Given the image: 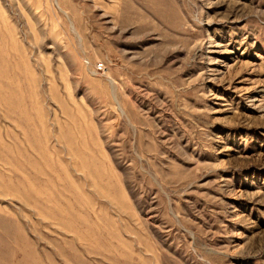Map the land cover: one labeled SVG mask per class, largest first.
<instances>
[{"label":"rangeland","instance_id":"374dc122","mask_svg":"<svg viewBox=\"0 0 264 264\" xmlns=\"http://www.w3.org/2000/svg\"><path fill=\"white\" fill-rule=\"evenodd\" d=\"M0 264H264V0H0Z\"/></svg>","mask_w":264,"mask_h":264},{"label":"built area","instance_id":"2783aa9c","mask_svg":"<svg viewBox=\"0 0 264 264\" xmlns=\"http://www.w3.org/2000/svg\"><path fill=\"white\" fill-rule=\"evenodd\" d=\"M104 67H105L104 64L101 63L98 65V70L102 71L104 69Z\"/></svg>","mask_w":264,"mask_h":264}]
</instances>
